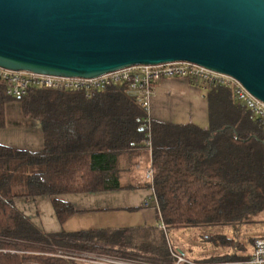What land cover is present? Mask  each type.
<instances>
[{"label": "trees", "instance_id": "1", "mask_svg": "<svg viewBox=\"0 0 264 264\" xmlns=\"http://www.w3.org/2000/svg\"><path fill=\"white\" fill-rule=\"evenodd\" d=\"M206 86L208 129L150 121L154 183L145 186L154 189L158 218L170 232L239 228L262 221L264 215V124L236 101L230 87ZM12 100L0 85V129ZM17 100L23 114L41 121L45 144L30 151L0 143V264H80L49 254L60 248L174 264L166 235L155 225L47 233L15 204L18 197L126 188L116 165L148 137L149 115L141 103L125 94L120 83L91 93L38 88ZM53 204L61 223L77 212L73 204L56 198ZM205 238L248 251L223 234ZM251 252L199 262L245 264Z\"/></svg>", "mask_w": 264, "mask_h": 264}, {"label": "water", "instance_id": "2", "mask_svg": "<svg viewBox=\"0 0 264 264\" xmlns=\"http://www.w3.org/2000/svg\"><path fill=\"white\" fill-rule=\"evenodd\" d=\"M190 61L264 101V0H0V66L97 77Z\"/></svg>", "mask_w": 264, "mask_h": 264}, {"label": "crops", "instance_id": "3", "mask_svg": "<svg viewBox=\"0 0 264 264\" xmlns=\"http://www.w3.org/2000/svg\"><path fill=\"white\" fill-rule=\"evenodd\" d=\"M208 91V87L196 79L165 78L154 89L149 116L156 121L192 123L208 129ZM0 143L18 149L42 150L45 134L41 121L23 114L20 101L13 99L6 106V125L0 129ZM151 164L152 152L143 146L121 156L116 165L124 189L18 197L15 204L47 233L143 226L150 223L156 212L151 208L154 191L145 186L148 183L146 172ZM55 198L73 204L77 210L65 223L57 216L53 204ZM156 208L158 213V206Z\"/></svg>", "mask_w": 264, "mask_h": 264}, {"label": "built area", "instance_id": "4", "mask_svg": "<svg viewBox=\"0 0 264 264\" xmlns=\"http://www.w3.org/2000/svg\"><path fill=\"white\" fill-rule=\"evenodd\" d=\"M165 78L196 79L205 85H223L230 87L233 90L236 101L245 105L264 124V101L252 95L234 77L215 72L205 66L190 61L137 64L97 77L57 76L35 73L28 70H11L0 66V85L5 88L7 95L15 100L35 93L38 88L64 91L83 90L86 93H91L93 90L120 83L123 85L124 93L136 98L147 111L148 115L151 109L154 89ZM151 120L149 116L147 125L148 137L143 142L144 146L150 151H152L153 147L150 129ZM146 178L151 184L154 183V169L152 167L147 170ZM145 205L147 206L148 203ZM159 227L166 235L171 255L174 258V264L230 263L227 261L199 262L187 258L181 250L175 249L172 241L174 235L168 230L166 224L163 222ZM49 254L80 264H156L147 262L141 258H126L106 253L75 251L65 248H60ZM245 264H264V234L255 238L250 258L245 261Z\"/></svg>", "mask_w": 264, "mask_h": 264}, {"label": "rangeland", "instance_id": "5", "mask_svg": "<svg viewBox=\"0 0 264 264\" xmlns=\"http://www.w3.org/2000/svg\"><path fill=\"white\" fill-rule=\"evenodd\" d=\"M18 101V100H16ZM19 102V101H18ZM151 208H155V213L153 212L150 223L159 228L162 224V220L158 218L157 213V203L153 200ZM152 208V209H153ZM262 221L251 223L248 225L236 227H202L197 229H177L172 231L173 245L175 249L181 250L184 255L195 261H202L204 259L210 258L211 256L216 255H226V254H247L252 250L251 238L257 237L264 234V215L260 219ZM260 223V226H259ZM101 228V227H99ZM103 228V227H102ZM206 234H223L231 238L238 239L240 242L245 244L248 248V251L243 252L241 250H235L231 247H223L218 243L211 242L205 238Z\"/></svg>", "mask_w": 264, "mask_h": 264}]
</instances>
